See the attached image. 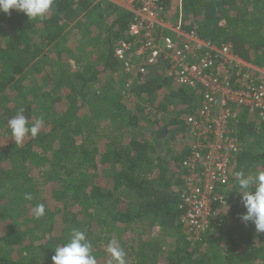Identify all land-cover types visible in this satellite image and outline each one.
<instances>
[{"label": "trees", "instance_id": "obj_1", "mask_svg": "<svg viewBox=\"0 0 264 264\" xmlns=\"http://www.w3.org/2000/svg\"><path fill=\"white\" fill-rule=\"evenodd\" d=\"M170 1L158 2L166 24L264 69V0H178L168 15ZM131 19L95 0H56L43 20L0 12V264H52L73 229L85 232L97 264L107 262L102 242L121 232L136 242L128 264H264V233L238 219L236 175L264 171V121L239 111L224 224L191 241L179 225L192 143L182 117L197 111L202 91L176 87L167 64L124 72L114 51ZM20 108L30 125L44 123L16 145L7 122Z\"/></svg>", "mask_w": 264, "mask_h": 264}, {"label": "built area", "instance_id": "obj_2", "mask_svg": "<svg viewBox=\"0 0 264 264\" xmlns=\"http://www.w3.org/2000/svg\"><path fill=\"white\" fill-rule=\"evenodd\" d=\"M95 1L110 2L132 15L128 40L114 51L125 73L142 75L147 68L167 64L164 75L176 87L202 91L197 111L182 117L192 143L182 165L185 190L179 204V225L198 243L224 224L221 201L226 203L241 152L235 133L239 111L264 121V69L239 58L231 45L216 46L193 31L166 24L160 0Z\"/></svg>", "mask_w": 264, "mask_h": 264}, {"label": "clouds", "instance_id": "obj_3", "mask_svg": "<svg viewBox=\"0 0 264 264\" xmlns=\"http://www.w3.org/2000/svg\"><path fill=\"white\" fill-rule=\"evenodd\" d=\"M55 3L56 0H0V12L10 15L12 10H16L26 15L29 20H43L53 10ZM23 112L24 109L20 108L7 122L16 145H21L28 136L37 138L44 123L42 118H38L30 125ZM236 175L239 178L238 194L245 209V212L238 215V219L245 226L249 223L253 224L256 232L264 233V171L255 175L240 171ZM24 198L30 201L33 196L31 193H26ZM221 202L228 210L229 206L223 200ZM33 212L37 218L44 216L45 205L37 204ZM54 252L51 258L52 264H97L92 243L85 232L79 229H73L67 242L57 246ZM107 252L112 264H127V253L116 240H111L107 244Z\"/></svg>", "mask_w": 264, "mask_h": 264}, {"label": "rangeland", "instance_id": "obj_4", "mask_svg": "<svg viewBox=\"0 0 264 264\" xmlns=\"http://www.w3.org/2000/svg\"><path fill=\"white\" fill-rule=\"evenodd\" d=\"M178 0H172L170 1L171 3V6H170V11L168 12V15H174L176 10H177V5H178ZM74 47V46H73ZM72 47V48H73ZM88 53V52H87ZM87 53L84 54V57L87 55ZM88 59H92V56L89 55L88 56ZM188 142V141H187ZM106 182V181H105ZM108 188H111L112 186V182L111 180L107 181L106 184H105ZM123 200V199H122ZM124 201V200H123ZM51 206L53 207L54 206V203L52 202L51 203ZM111 240H116L122 247L123 249L126 251L127 253V264L129 263L130 259H129V255L132 253V251L130 250L131 248V245L135 244L134 243V238L132 235H129L128 232H121L120 234H118L117 236V233L113 235L112 239ZM102 246H101V249L105 250L106 252V258H103L105 260H107L106 264H112V262H109V260H111V257L110 255L108 254L107 252V242L103 241L102 242ZM137 245H135L136 247ZM165 249H170L172 248V241L171 239L167 238L166 237V241H165ZM134 247V248H135ZM139 249V248H137ZM109 259V260H108Z\"/></svg>", "mask_w": 264, "mask_h": 264}]
</instances>
